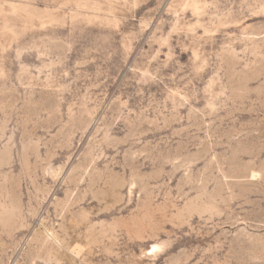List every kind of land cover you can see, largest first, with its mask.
<instances>
[{
	"label": "rangeland",
	"instance_id": "1",
	"mask_svg": "<svg viewBox=\"0 0 264 264\" xmlns=\"http://www.w3.org/2000/svg\"><path fill=\"white\" fill-rule=\"evenodd\" d=\"M0 264H264V0H0Z\"/></svg>",
	"mask_w": 264,
	"mask_h": 264
}]
</instances>
